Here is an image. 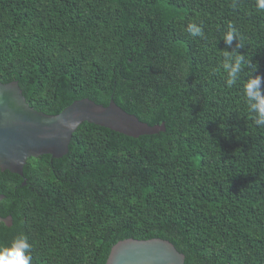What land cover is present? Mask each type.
<instances>
[{
  "label": "trees",
  "instance_id": "1",
  "mask_svg": "<svg viewBox=\"0 0 264 264\" xmlns=\"http://www.w3.org/2000/svg\"><path fill=\"white\" fill-rule=\"evenodd\" d=\"M226 50L251 64L232 88ZM250 75L264 78L257 0H0V81H17L34 109L113 99L166 126L135 138L84 122L65 156L32 157L24 176L0 168V215L13 220L0 223V246L23 233L33 264H106L121 240L162 238L185 264H264V127L243 102Z\"/></svg>",
  "mask_w": 264,
  "mask_h": 264
},
{
  "label": "water",
  "instance_id": "2",
  "mask_svg": "<svg viewBox=\"0 0 264 264\" xmlns=\"http://www.w3.org/2000/svg\"><path fill=\"white\" fill-rule=\"evenodd\" d=\"M89 122L131 136L166 131L165 124L150 125L128 113L113 99L105 106L84 98L56 115L34 109L17 81H0V168L24 176L30 158L51 155L61 158L69 152L73 134ZM26 184V182L24 183ZM5 198L0 193V201ZM10 226L12 217L0 223ZM106 264H185V255L169 240L128 238L116 243Z\"/></svg>",
  "mask_w": 264,
  "mask_h": 264
},
{
  "label": "clouds",
  "instance_id": "3",
  "mask_svg": "<svg viewBox=\"0 0 264 264\" xmlns=\"http://www.w3.org/2000/svg\"><path fill=\"white\" fill-rule=\"evenodd\" d=\"M257 6L260 10H264V0H257ZM229 29L224 34L223 41L226 45L231 46L237 39V35L232 25H229ZM186 30L193 37L204 36L203 28L195 23H189ZM243 47V42L236 44V49ZM245 67L250 68L251 64L246 61L244 56L235 54L233 51H224L222 68L227 73L225 81L227 87L232 88L237 85ZM242 97L255 124L264 127V78L259 75H250L242 83ZM31 250L32 245L28 242V237L21 233L11 241L10 246H0V264H33Z\"/></svg>",
  "mask_w": 264,
  "mask_h": 264
}]
</instances>
